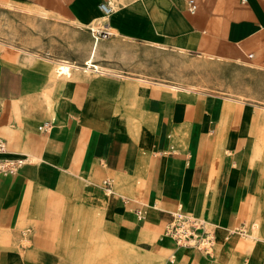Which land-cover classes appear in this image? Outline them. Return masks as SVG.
<instances>
[{"label": "crops", "instance_id": "0c3cea01", "mask_svg": "<svg viewBox=\"0 0 264 264\" xmlns=\"http://www.w3.org/2000/svg\"><path fill=\"white\" fill-rule=\"evenodd\" d=\"M101 1L112 6L110 16ZM188 1L0 3L78 29L97 22L115 31L109 38L264 70V0H193L194 10ZM19 53L0 41V157L25 159L17 174L0 177V264H67L66 248L52 252L51 243H67V197L73 189L84 194L78 179L91 183L87 195L102 201L121 238L147 252L170 251L167 264H264V139L259 120L249 121L253 109L115 74L53 82L49 63ZM177 211L208 223L210 255L164 236ZM250 224L259 238L241 252L246 243L234 234ZM24 237L28 248L18 245Z\"/></svg>", "mask_w": 264, "mask_h": 264}, {"label": "rangeland", "instance_id": "374dc122", "mask_svg": "<svg viewBox=\"0 0 264 264\" xmlns=\"http://www.w3.org/2000/svg\"><path fill=\"white\" fill-rule=\"evenodd\" d=\"M96 23L89 28H97ZM109 31L115 33L114 30ZM0 41L18 48L20 53L28 58L49 63V79L53 74L56 76L60 63L84 67L91 47L98 44L93 58V62L100 67L97 71L72 68L69 75L56 77L53 82L73 76L90 78L115 74L133 77L140 83L154 85L160 89L166 88L164 90L171 91L174 95L189 93L195 96L197 101H203L207 97L221 98L228 106L253 109L249 121L252 118L257 123L259 120V134L261 140L264 139L263 69L210 61L166 47L140 44L116 34L94 43L88 28L78 29L70 23L61 24L48 15L32 17L26 12L8 9L3 3H0ZM89 183L78 179L77 190L84 193L83 197L75 194L76 189L72 190L73 196L68 195V226L65 231L68 240L67 243L52 240V252L65 247L68 254L67 264H82V256L86 251L96 252L90 257V262H95L94 264H97L102 256L109 261L125 258L129 264H167V254L170 251L147 252L140 241L125 240L117 230L108 225L102 201L96 200L93 203V197L87 195L89 186L91 188ZM97 184L100 185V182ZM66 202L63 200L62 206H66ZM28 229L24 228L22 233H33L32 228L31 232ZM234 235L240 242L246 243L238 244L241 252H246L256 244L255 238H259L254 224L247 226L245 235L238 231ZM18 245L28 248L32 244L24 237Z\"/></svg>", "mask_w": 264, "mask_h": 264}, {"label": "built area", "instance_id": "2783aa9c", "mask_svg": "<svg viewBox=\"0 0 264 264\" xmlns=\"http://www.w3.org/2000/svg\"><path fill=\"white\" fill-rule=\"evenodd\" d=\"M191 10L195 9L193 0L188 1ZM99 10L104 16H110L113 8L108 2L101 1L98 5ZM90 36L94 43L109 38L111 33L103 28H89ZM49 124L46 122L40 129L46 130ZM5 153V144L0 140V156ZM25 164L23 158H2L0 157V177L12 176L19 172ZM104 185L109 186L110 180H105ZM164 236L180 248H191L206 255H210L214 244V235L208 223L189 213L174 212L172 220L166 225Z\"/></svg>", "mask_w": 264, "mask_h": 264}, {"label": "bare ground", "instance_id": "6f19581e", "mask_svg": "<svg viewBox=\"0 0 264 264\" xmlns=\"http://www.w3.org/2000/svg\"><path fill=\"white\" fill-rule=\"evenodd\" d=\"M97 45L98 44H95V45H93L91 47L88 60L85 63V66L84 67L73 66V65L67 64V63H60V64H58V68L56 69V76H54V74L51 76L52 80H55L56 77H59L61 75H64V76L69 75L72 68H78V69H82L84 71H97L100 67L98 68V65H96L93 62V58H94V56L96 54V50H97ZM20 54L21 53H19V55ZM140 85H142V84H140ZM145 86H147V85H145ZM164 89H166V88H164ZM87 219H88V217H87ZM93 256L94 255L91 254L90 252L89 253H85L84 256L82 257V260H83L82 261V264H94L95 262L94 263L93 262H90V259H91L90 257H93ZM102 257H103V259H101L97 264H129V261L127 259H125V258L119 259L117 261H109L106 257H104V256H102ZM78 262L80 263L79 260H78Z\"/></svg>", "mask_w": 264, "mask_h": 264}]
</instances>
